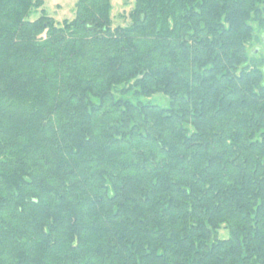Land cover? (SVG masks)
<instances>
[{
	"label": "trees",
	"instance_id": "obj_1",
	"mask_svg": "<svg viewBox=\"0 0 264 264\" xmlns=\"http://www.w3.org/2000/svg\"><path fill=\"white\" fill-rule=\"evenodd\" d=\"M110 1L0 0V264H264V0Z\"/></svg>",
	"mask_w": 264,
	"mask_h": 264
},
{
	"label": "rangeland",
	"instance_id": "obj_2",
	"mask_svg": "<svg viewBox=\"0 0 264 264\" xmlns=\"http://www.w3.org/2000/svg\"><path fill=\"white\" fill-rule=\"evenodd\" d=\"M43 2L42 10L49 18L55 22L61 23L63 21H72L75 15V5L77 0H41ZM135 0H111L110 18L112 20V27H125L129 24V13L134 7ZM38 14H32L30 20H34ZM250 56H257V60L264 59V36L261 30H255V40L248 47ZM127 99L135 101L131 94L127 95ZM143 103H150L161 108L168 107V98L157 94L149 98L140 100ZM222 238L227 237L225 231L220 232Z\"/></svg>",
	"mask_w": 264,
	"mask_h": 264
}]
</instances>
